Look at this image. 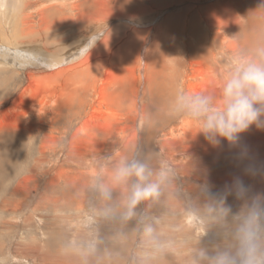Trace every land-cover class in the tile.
<instances>
[{
  "label": "rangeland",
  "instance_id": "rangeland-1",
  "mask_svg": "<svg viewBox=\"0 0 264 264\" xmlns=\"http://www.w3.org/2000/svg\"><path fill=\"white\" fill-rule=\"evenodd\" d=\"M0 3V48L61 64L94 42L74 64L30 78L0 64V158L4 147L11 153L0 180V264H208L201 252L234 253L237 214L251 201L226 186L239 177L250 195L264 194V130L214 146L172 102L178 89L218 94L227 58L264 47V0ZM115 30L103 50L110 62L81 66ZM124 160L168 173L131 219L123 213L136 178L115 176ZM215 194H226L223 205Z\"/></svg>",
  "mask_w": 264,
  "mask_h": 264
},
{
  "label": "clouds",
  "instance_id": "clouds-1",
  "mask_svg": "<svg viewBox=\"0 0 264 264\" xmlns=\"http://www.w3.org/2000/svg\"><path fill=\"white\" fill-rule=\"evenodd\" d=\"M7 8L8 5L0 3V9ZM172 107L175 113L194 121L200 133L214 146L219 145L222 139L229 144H237L241 134L252 126L264 130V47L255 49L251 56L237 54L227 58V70L221 77L218 94L178 89ZM115 176L121 183L136 178L123 213L124 219H131L136 215L139 204L160 196L161 183L167 179L168 173L163 168L153 172L137 160H124L116 168ZM226 188V194L234 193L238 199L251 201L244 214H237L239 222L235 239L238 247L234 253L221 251L209 257L201 252L200 256L208 264H264V194L250 195L248 186L239 177ZM101 193L110 197L106 187L101 186ZM226 194H215L221 205ZM230 211V208L221 207L224 215ZM145 233L150 236L152 228L146 227Z\"/></svg>",
  "mask_w": 264,
  "mask_h": 264
},
{
  "label": "bare ground",
  "instance_id": "bare-ground-1",
  "mask_svg": "<svg viewBox=\"0 0 264 264\" xmlns=\"http://www.w3.org/2000/svg\"><path fill=\"white\" fill-rule=\"evenodd\" d=\"M168 14V13H167ZM161 15V11L157 12V15L155 16V19L154 21H151L150 24H148V27L152 28L153 32H155V29L157 26H155L156 24V21L158 19H160V16ZM174 18V15L173 14H170V15H164L163 16V19L164 22H165V25L164 27L167 28L168 26H171L174 22H175V19H172ZM132 22V21H131ZM19 23V22H16V24ZM147 24V23H145ZM15 25V24H14ZM19 25V24H18ZM132 25V24H131ZM133 26H138L137 24L136 25H133ZM140 27V26H138ZM91 29V28H90ZM87 30V29H86ZM135 31V30H134ZM149 34H151V30L149 32ZM154 34V33H153ZM129 35V34H128ZM107 37L103 40V42L100 44L98 50L94 55H91V57H88L87 58V61H85L84 63L81 64V66H87L88 67H92L94 64H97L99 63V59H103L106 63H108L107 61L110 62V60L108 59H111V53L110 52H104V48H107L109 47L108 44H110L111 46V43L113 42V40L115 39L116 40V37L118 36V30H115V31H111L108 33V35H106ZM126 36H127V33H126ZM114 40V41H115ZM32 42V41H31ZM94 43V42H93ZM92 42H90L86 47L83 46V47H80V49L76 48L77 51H74L72 50V53L70 52L68 54V56H65V60L63 62H59V64H54V63H51L49 60H47L46 58H37V57H34L33 54H30L31 51L29 49H26V50H21L19 49L18 51L16 50H10V49H7V48H0V49H4L5 51L3 50H0V64H7V63H12L14 65V67L16 68H20L21 70L23 69V71L26 73V76L27 78H30L31 76H33L35 74L36 71H45V70H50V69H53V68H57V67H60V66H67V65H70V64H74L75 62H77V60L79 58H83L86 54V52L89 50V48L92 47L93 45ZM86 44V43H85ZM35 48V47H34ZM8 50V51H7ZM108 50V49H107ZM46 51V50H45ZM52 51V50H51ZM56 51H58V48H55L53 49V52L54 54L56 53ZM47 52V51H46ZM45 52V53H46ZM104 52V53H103ZM33 53V52H32ZM48 54V52H47ZM105 54L106 57H103ZM50 55V54H49ZM98 55V56H97ZM73 56H77L75 58H70V57H73ZM42 57V56H41ZM46 57V56H44ZM51 58V57H50ZM104 58H107V60H105ZM57 62V61H56ZM90 71V70H89ZM38 74V73H37ZM38 82V80H37ZM5 83V82H3ZM28 89H25V91L23 92L22 96H25L26 95V91ZM6 92V91H5ZM41 92V91H40ZM40 92H39V95H40ZM43 92V91H42ZM41 92V94H42ZM4 93V92H2ZM35 98L37 97L36 94L33 95ZM6 104V103H5ZM35 106V105H33ZM15 106H11L9 109H13ZM163 118V116H162ZM160 120V119H159ZM165 119H163V122ZM154 121V120H153ZM150 124H153L152 122ZM10 148L9 147H4L2 148V153H4L2 159L0 158V180L4 178V175H5V171L7 170V166L10 164V155L8 153V150ZM12 158V157H11ZM5 170V171H4ZM1 183V182H0Z\"/></svg>",
  "mask_w": 264,
  "mask_h": 264
}]
</instances>
